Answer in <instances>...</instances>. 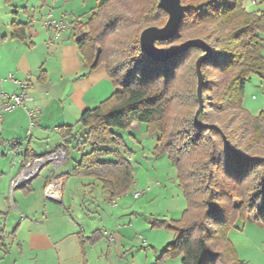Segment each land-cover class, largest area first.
I'll return each mask as SVG.
<instances>
[{"label":"trees","instance_id":"obj_1","mask_svg":"<svg viewBox=\"0 0 264 264\" xmlns=\"http://www.w3.org/2000/svg\"><path fill=\"white\" fill-rule=\"evenodd\" d=\"M244 1L182 0L179 32L157 42L161 48L194 38L210 44L213 54L202 63L204 108L198 122L196 60L205 52L191 47L157 61L140 44L144 28L163 26L168 17L159 0H98L86 22L76 21L84 67L92 71L105 64L116 90L82 112L78 123L94 148L73 172L97 178L110 198H117L135 177L127 151L119 149L124 139L114 128L144 123L147 134H158L154 153L166 154L177 167L186 200L179 219L151 220L153 228L174 233L158 261L181 256L182 264H246L230 230L247 221L264 227V113L244 107L247 81L252 75L264 79V12L247 11ZM117 2L123 10L116 9ZM27 29L14 22L12 37L26 39ZM60 131L64 139L73 136L72 126ZM62 147L67 154V144ZM95 234L88 241L93 243ZM4 239L0 225V243Z\"/></svg>","mask_w":264,"mask_h":264},{"label":"crops","instance_id":"obj_2","mask_svg":"<svg viewBox=\"0 0 264 264\" xmlns=\"http://www.w3.org/2000/svg\"><path fill=\"white\" fill-rule=\"evenodd\" d=\"M75 1L37 0L31 4L28 0H15L11 3L0 0V92L17 94L21 90L20 83L25 82L28 86L26 93L31 98L25 106L14 107L0 116V154L5 156L1 149L6 150V146H9L14 151V166L18 170L16 174L10 175V184L25 169L29 160L63 150L64 143L68 148L67 154L63 150L66 156L60 165L43 166L25 190L31 196L38 193L34 186L38 182L43 198L52 203L51 207L44 204L37 209H27L25 219L20 220L10 232L2 224L4 212L0 210V225L5 231L4 242L0 243V264H91V251L105 240L108 248L111 242L116 243L115 254L120 258L118 264L138 263L134 256L132 261L124 260L127 253L125 238L129 239L125 233L128 227L120 223L124 211L108 212L101 209L93 200L96 188L102 187L101 182L95 177L73 172L82 156L94 148L92 139L86 132L80 139L74 137L82 112L96 107L116 90L105 64L92 71L84 67L75 43L78 32L75 29L76 22L59 37H56L54 30L44 26L49 14L59 16L56 15V9L61 3ZM262 8L264 12V1ZM82 9L84 7L80 10ZM67 15L65 13L58 18H66ZM77 21L82 22L79 17ZM14 22L28 25L26 39L12 37ZM43 70L45 75L41 77ZM256 81L260 85L257 93H261L252 98L247 94L244 99V107L254 115L256 111L251 112L252 108L264 106V79ZM253 99L260 104L251 105L254 103ZM262 108L264 112V107ZM63 126H72L73 136L64 139L60 131ZM136 127L144 131L146 124L138 126V123H134L130 130ZM54 133L59 136L55 146L50 145L43 151L38 149L40 141L49 139ZM119 149L125 151L123 148ZM131 152L133 151L126 156L132 163L136 181ZM160 180L149 177L147 191L157 189L159 195L165 192L167 187L162 188ZM69 181L74 184L73 192L67 191ZM157 194L153 200L157 198ZM182 195L177 189L175 207L165 208L161 216L179 219L186 208V200L184 196L181 198ZM120 197L110 200L117 205ZM93 218H97L98 222H94ZM93 226H97L96 229ZM249 226L253 228L248 230ZM263 229L261 222L247 221L244 225L237 223L230 230L229 238L236 247L239 258L246 263L248 259L242 250L250 247L254 237L264 233ZM94 234L95 241L91 243L88 240ZM82 242L85 243L84 247ZM108 248L105 252L107 257ZM127 251H131L130 243L127 244ZM99 253L93 255L95 264H108L102 258L104 252Z\"/></svg>","mask_w":264,"mask_h":264},{"label":"rangeland","instance_id":"obj_3","mask_svg":"<svg viewBox=\"0 0 264 264\" xmlns=\"http://www.w3.org/2000/svg\"><path fill=\"white\" fill-rule=\"evenodd\" d=\"M28 1L32 4L37 0ZM263 1L264 0H245L244 7L247 11L262 12ZM97 4L98 0H76L75 2H68L67 4L61 3V6L56 9V15L61 16L66 13L68 14L66 19H68L71 23L76 22L77 17H79L84 23L91 17L92 11L95 9ZM82 7H84V9L80 10ZM115 7L117 10H123L122 8L124 5L122 2H117ZM59 16H56V18ZM167 19L168 17L166 18L165 23L167 22ZM78 34L79 32H77V35ZM176 46L166 47L165 49H171ZM256 79H260V77L252 75V79L248 80L249 82L247 81L244 91V99L247 94L252 98L254 95L258 96L259 93H261V91L257 93V89L260 85H258ZM254 101L255 100L253 99V102ZM256 104L260 103L254 102L251 105ZM262 107L264 106L252 108L251 112L256 111L255 115L260 114L263 112ZM142 124L143 123H138V126H141ZM79 130H81L80 133ZM84 132L85 129L79 125L75 130L74 137L80 139ZM114 132L123 137L125 144L123 149L127 151V153L133 151L131 152V155L134 157L133 164L137 179L130 189L121 195L117 205H114L111 202L109 191L103 189L101 186L96 188L94 193L95 199L93 198V200L101 207V209H104L105 211H124L123 220L120 221V223L125 225L126 228H129L125 231L126 237H129V239L125 238L124 245L126 248L125 252H127L126 256H124L125 261L127 259L132 261V257L134 256L135 262L140 264H182L181 256L166 258L163 261L157 260L161 255L163 247L173 239L174 233L165 228H153L151 226V220L153 218L171 219V217L165 218L161 215L165 208L168 209L170 207H175L177 203V198L175 196L177 189L182 195V189L178 185L177 167L170 161L166 154L156 155L154 153L158 134L151 136L146 133V129L141 131L137 127L132 130L114 128ZM49 137V139L47 138L40 141L38 149L43 151V149H46L50 145L55 146L59 140V136L54 133ZM74 137L72 138L73 142L75 141ZM6 148V150H4V148L1 149V153L2 151L5 152V156L0 154V210L4 212L1 218L2 224L10 232L15 228L20 220L25 219L24 215L25 212L28 211L27 209H37L42 207L44 204L51 207L52 203L43 198V195L41 194L42 188L38 182L34 183V186L37 187L38 193L32 196L30 194H26V187H28L34 179L21 180L20 176L22 175L23 170L15 179L12 180L10 184V175L16 174L18 170L17 167L14 166V162L16 160V157H14V151H12L9 146H6ZM49 164L51 165L52 163ZM149 177L160 178V181H162L163 184L162 188L167 187L165 189L166 191L162 192L160 195L157 194V189L147 191L149 189ZM165 184L166 186H164ZM73 186L74 184L69 181L66 185L67 191H75ZM155 194H157V198L153 200ZM181 198H183V195ZM97 218H93L95 220L94 222H98ZM93 225H97V223H93ZM96 227L97 226L93 229H96ZM251 228L253 227L249 226L248 230ZM263 234L264 233H261L255 236L253 240L254 242L250 244V247H245L242 250V253L248 259L247 263L244 261L246 264H264ZM106 242V240L105 242L103 241L102 244L94 247V251H91V264L96 263L93 258L94 253H98L99 255L100 251L104 252V255L102 256L104 262L106 261L108 264H118V260L120 258L115 254V250H117L116 243L111 242L110 247L108 248ZM128 243H130L131 251H127ZM107 248L109 249L108 257L105 256Z\"/></svg>","mask_w":264,"mask_h":264},{"label":"water","instance_id":"obj_4","mask_svg":"<svg viewBox=\"0 0 264 264\" xmlns=\"http://www.w3.org/2000/svg\"><path fill=\"white\" fill-rule=\"evenodd\" d=\"M159 6L168 14L167 22L162 26H149L140 34V44L143 51L151 58L157 61H166L179 55L191 47L202 49L205 53L196 60V73L198 79L197 97L199 108L195 114V120L199 121V115L204 108L203 85L204 75L202 72V63L212 56L213 51L209 43L200 38L189 39L180 45L165 49L157 45V42H164L177 35L184 15V5L182 0H159Z\"/></svg>","mask_w":264,"mask_h":264},{"label":"built area","instance_id":"obj_5","mask_svg":"<svg viewBox=\"0 0 264 264\" xmlns=\"http://www.w3.org/2000/svg\"><path fill=\"white\" fill-rule=\"evenodd\" d=\"M259 1V0H254ZM72 23L66 18H56L52 14H49L45 21L44 26L54 30L56 37H59L60 34L67 30ZM12 77V74L9 75ZM21 90L19 93H6L0 92V116L3 112L9 111L17 106H25V104L31 100V98L26 93L27 83H20ZM65 152L63 150L53 152L48 156L37 157L33 160H29L26 163V167L20 176L21 180H31L34 176H36L40 169L46 164L52 163L55 166L60 165L65 159Z\"/></svg>","mask_w":264,"mask_h":264}]
</instances>
